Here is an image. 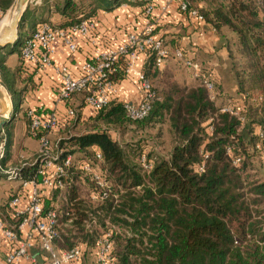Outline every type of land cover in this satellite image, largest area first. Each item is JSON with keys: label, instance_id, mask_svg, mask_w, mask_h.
Wrapping results in <instances>:
<instances>
[{"label": "trees", "instance_id": "obj_1", "mask_svg": "<svg viewBox=\"0 0 264 264\" xmlns=\"http://www.w3.org/2000/svg\"><path fill=\"white\" fill-rule=\"evenodd\" d=\"M211 1L190 0V10L197 11L223 40L230 72L237 83L236 99L243 107L244 124L221 112L222 107L237 100L223 90L202 64L199 79H194L187 68L191 81L177 80L168 72V82L161 92L157 91L153 82L161 76L162 69L157 68L153 55L147 58L143 72L156 92V99L145 119H129L125 103L116 98L86 118L80 112L83 106L73 108L67 102V109L75 110L76 117L63 126L64 134L56 145L58 162L71 157L72 165L63 179V189H59L62 198L58 200L56 194L44 198V212L57 213V249L70 250L79 243L92 247L98 237L93 226H89L96 225L95 219H99L103 228L108 222L124 231L112 233L116 264H264V209L260 208L264 204V181H257L250 169L252 157L258 155L264 174V148L255 149L259 141L257 130L264 134V10L255 0ZM13 3L14 0H0V12L6 14ZM125 3L142 8L146 20L145 9L154 0H44L35 9L49 12L53 7L61 21L53 24L43 18L31 23L24 35L26 15L31 9L28 6L19 22L17 40L0 55V83L11 96L14 111L18 110L24 92L20 88V75L25 68L21 51L38 24L68 29L82 21H94L99 10H114ZM168 47L178 48L169 44ZM13 54L18 63L14 70L6 65L8 55ZM124 78L119 72L112 79L117 82ZM204 80L214 83V101L203 85ZM79 95L84 103L85 94ZM24 115L31 136L26 112ZM212 118L213 131L209 135L204 124ZM166 120L175 141L168 158L154 161L149 172L136 162L137 147L122 145L111 133L112 129L125 130L135 123L142 128ZM4 130L0 137L5 140L6 152L0 159V180H40L37 161L8 169L11 136ZM229 149L232 155L228 154ZM237 158L241 161L235 165ZM204 161L205 169L199 172L197 169ZM84 162L92 167L94 163L100 165V172L112 189L106 199L92 198L100 195L101 188L80 168ZM10 170H15L14 176L7 173ZM18 193L0 205V219L7 226L17 223L3 216L8 218L11 214L8 203ZM85 196L100 206L89 210Z\"/></svg>", "mask_w": 264, "mask_h": 264}, {"label": "built area", "instance_id": "obj_2", "mask_svg": "<svg viewBox=\"0 0 264 264\" xmlns=\"http://www.w3.org/2000/svg\"><path fill=\"white\" fill-rule=\"evenodd\" d=\"M256 4L264 10V0H255ZM168 8L175 5L182 14L201 19L197 11L190 10V0H167ZM154 3L149 4L145 9V25L139 32L130 33L125 42L95 50L91 58L84 62L79 68L78 76H74L68 66L56 67L61 75V86L57 93V99L60 102L67 103L79 94L84 95V104L92 112L97 113L104 109L108 103L116 98V83L113 77L117 73L124 77L130 76L134 64L140 56L149 57L153 55L158 69L165 67L170 58L180 62L185 68L190 70L194 79H199L202 73L201 64L190 57L181 48L170 49L165 41L160 38L156 30V21L152 20ZM150 17V18H149ZM94 28V21H82L68 29H57L48 23L38 24L22 48L21 56L24 63L32 65L38 70L52 66V44L60 39L67 46L69 52L74 54L78 50L75 42L77 36L86 37ZM138 85L141 91V101L138 104L125 102L127 117L134 121L145 119L152 108L156 99V92L150 81L146 78L144 72L138 74ZM203 85L209 92L210 99H216L214 83L204 80ZM242 105L239 100L232 104L222 107V113H228L237 117L242 124L245 119L241 116ZM44 109H31L26 117L29 121V132L32 137L39 142L37 176L40 180L21 181V191L13 197L9 203L11 215L17 223L7 226L0 219V235L6 239L10 245L9 254L5 259V264H20L27 261L30 264H82L84 250L81 247H75L70 250H59L55 247V241L58 238L57 213L52 210L44 212L43 189L49 192L63 189L64 178L68 169L72 165V158L68 157L62 162H58V149L51 140V135L58 131L60 127L65 126L69 120L76 117V111L66 109L63 119L59 117L56 111L44 113ZM213 118L208 120L204 127L207 134L211 135L213 131ZM259 141L255 147L257 150H263L264 134L257 130ZM5 140H0V159L4 156ZM251 151H254L253 148ZM232 155V150H228ZM100 158V155H97ZM207 157V156H206ZM241 159L234 160L238 165ZM141 165L143 169L149 172L152 168V162L142 156ZM264 167V156H263ZM80 168L86 175H90L94 182L101 188L100 195H93V199L104 200L112 191L110 185L104 180L100 171H96L89 163H82ZM205 169V161L198 167L199 172ZM6 173V172H5ZM15 175V170L9 172ZM41 187L43 189H41ZM27 196V203L22 206L23 195ZM93 223L95 221L93 220ZM28 227L27 234H21L23 227ZM38 245L41 259L34 255L32 250ZM97 264H112L113 241L112 233L107 232L97 243Z\"/></svg>", "mask_w": 264, "mask_h": 264}, {"label": "crops", "instance_id": "obj_3", "mask_svg": "<svg viewBox=\"0 0 264 264\" xmlns=\"http://www.w3.org/2000/svg\"><path fill=\"white\" fill-rule=\"evenodd\" d=\"M43 1L40 3L41 5ZM31 9L33 12L31 23L36 24L43 18H48L53 24H58L61 21V17L55 13L53 7L49 12L41 9ZM37 14L42 16L38 21L35 19L37 18ZM153 16L156 21V34L165 41L167 46L169 44L173 48L178 47L184 50L188 56L193 57L210 71V74L219 82L227 94L230 96L237 95V83L230 72L228 52L224 47L220 35L209 24H206L201 19L180 13L175 5H170L168 8L167 0H154ZM144 25L145 19L142 14V8L135 7L129 3L122 4L114 10H99L97 17L94 19V28L90 31L89 35L86 37L77 36L75 38L78 46L76 53L71 54L62 40L58 39L52 44V66L38 70L32 65L24 64L25 68L20 75V88L24 89L20 97L21 104L17 111H14L13 107V114L9 121L10 123L14 117H17L23 121V128L19 136L15 131L7 132L11 136V144L7 150L9 154L7 167L11 158L14 159L13 155H11V147L15 144L16 138H22L20 153L15 167H8V169H15L24 164H34L38 160L39 142L28 135V124L24 119L25 112L27 114L31 109L39 110L42 108L48 111H56L61 120L64 117L67 103L60 102L57 99V93L61 86V75L57 72L56 67L66 65L74 76H78L80 66L91 58L95 50L125 42L130 33L141 31ZM147 58L144 55L140 56L139 60L134 64L130 76L117 81L115 88L117 100L133 104H138L141 101L142 95L138 85V74L139 72H143ZM17 64V55H8L6 65L14 70ZM170 66L171 64L168 61L165 67L171 69ZM191 79L185 77L187 81H191ZM27 82H30L29 86ZM69 103L73 108L83 106L80 110L82 118L95 114L88 107L84 106L81 95L74 96ZM65 127H61L58 131L54 132L51 135V139L53 135ZM9 182L12 183L8 185L10 190L6 192V187L0 188V205L5 203L16 191H21L20 182H18L19 186L14 190L11 189L14 188V182L17 181ZM41 189L43 188L41 187ZM27 193L23 195L22 206L27 203ZM50 193L52 192L43 189V194L47 198H52ZM3 218L9 221L13 220L10 212L8 213L9 219L6 214H4ZM28 231V227L25 226L22 228L21 234H27ZM80 246L85 250V245ZM9 250L10 245L8 241L0 235V264H5ZM39 250L38 245H35L32 252L41 259ZM85 255L86 253H84ZM20 264L30 263L22 261Z\"/></svg>", "mask_w": 264, "mask_h": 264}, {"label": "rangeland", "instance_id": "obj_4", "mask_svg": "<svg viewBox=\"0 0 264 264\" xmlns=\"http://www.w3.org/2000/svg\"><path fill=\"white\" fill-rule=\"evenodd\" d=\"M42 1L43 0H28L27 7L29 6V8H33L34 10H36L35 8H40V6H41L40 3ZM208 1L212 2L211 0H208ZM7 12H6V14L0 12V24H1L2 20L6 17ZM263 13H264V11H263ZM32 14H33L32 9H30V11L26 15V17H27L26 28H24L22 30V33L24 35H27V33H28L29 27H30L31 22H32L31 20L33 18ZM263 16H264V14H263ZM36 17L37 18H35V19L38 21L41 19L42 16H40V14H37ZM3 27H4V25L0 28V30H2ZM19 30L20 29L18 27L17 38L19 36ZM7 46L5 48L0 49V55H1L2 50H6ZM167 63H168V61H167ZM169 63L171 64V66H170L171 69H169L168 67L162 68L161 76L158 77L155 80V82H153V85L157 91L161 92L162 88L168 82V79L166 78V76H168V72H171L172 74H174V76L176 78H178L177 80H180V81L187 76L190 77L189 71L180 62L175 61V60H170ZM0 90L6 91V94L8 95L11 106L13 108L14 106H13V103L11 100V96L9 95L7 90L1 85V83H0ZM232 96L235 99L237 97V95H232ZM74 120H75V118L71 119L69 123L74 122ZM22 128H23V121L18 119L17 117H14L12 119V121L6 125L4 132H9V131L14 132L15 131V133H17L19 136V133H20ZM63 129H61L59 132H57L55 135L52 136L51 140H52L54 145H56V142L59 141L60 137L64 134ZM80 129H81V127L76 129L75 132L79 131ZM2 133L0 134V136L2 135ZM111 133H112V136L114 137V139L118 140L122 145L128 144V145L137 147L136 148L137 150L134 153V157L136 159V162L140 166H141V160H139V158L141 159L142 156H146V158L148 160H150L152 162V164L154 161L157 162L160 158H168L169 153H170L172 146L174 144V141H175V139H174L175 137H174V135L170 129V125L168 124L167 120L164 121L163 123H159V124L152 125V126L149 125V126L142 127V128H139L138 125L135 123V124H132L130 126H127L125 130L112 129ZM21 139L22 138H16L15 144H13L14 147H13V145L11 147V155H13L14 159L11 158V160L8 164V167H15V163H16L18 155L20 153ZM0 140H1V137H0ZM93 167L96 171L101 170V167L98 163H94ZM250 169L251 170L253 169L252 173L254 176H257V181H261V180L264 181L262 159H260V157L258 155L254 156V158L252 157V161L250 163ZM76 170H79V169H76ZM14 183H15L14 188H12L11 190H14L15 188H17L19 186L18 182H14ZM86 183L88 185H91V183H89L88 181ZM10 184H12V183L9 182L5 178H2L0 180V188L6 187V192L8 190H10L8 187V185H10ZM54 194L57 195L58 200H60L63 196V193L60 192V190H57V191L50 193V195L52 197L54 196ZM84 199L86 200L87 208L89 210H94L100 206L99 202L89 200L86 196L84 197ZM260 208L264 209V204ZM93 216H95V215H93ZM95 220H97V224L94 225V224L89 223L90 224L89 227L92 228L91 226H93V230L96 233L95 236L98 237L97 242H95L92 247H88L85 243L77 244V247H81L80 245H85L84 251H85L86 255L84 256L83 264H97V248H98L97 243L101 239V237L104 235V233H107V231L110 233H113V232L124 233V231H122V229H119L117 226H113V225L109 224L108 222L106 223L107 227L103 228L98 224L99 219H95ZM112 264H116V261H114Z\"/></svg>", "mask_w": 264, "mask_h": 264}, {"label": "water", "instance_id": "obj_5", "mask_svg": "<svg viewBox=\"0 0 264 264\" xmlns=\"http://www.w3.org/2000/svg\"><path fill=\"white\" fill-rule=\"evenodd\" d=\"M25 0H14L13 5L11 6L10 10L12 9V16H10L9 24L2 30L1 32V40H0V49L5 48L7 45L14 43V41L17 39V30L19 27V22L22 19V16L24 15L26 8H27V2L25 7L23 8ZM15 33V38L13 40L6 41L7 35L9 32ZM3 108L0 105V134L3 132L6 125L11 120L12 114H13V108L9 114V116L6 119H3ZM247 133V131L245 132Z\"/></svg>", "mask_w": 264, "mask_h": 264}, {"label": "bare ground", "instance_id": "obj_6", "mask_svg": "<svg viewBox=\"0 0 264 264\" xmlns=\"http://www.w3.org/2000/svg\"><path fill=\"white\" fill-rule=\"evenodd\" d=\"M26 2H27V0H25L24 5H23V8L25 7ZM12 13H13L12 12V9L9 10L7 12L6 17L2 20V22L0 24V28L4 25V27L2 28V30L9 24L10 16H12ZM2 30H0V40L2 39L1 38V32H2ZM14 38H15V33L11 31V32L8 33L7 38L5 40L6 41L13 40ZM0 105L2 106L3 111H4L2 118L3 119H6L9 116V114H10V112L12 110V106H11L9 97L6 94V91H4V90L3 91L0 90Z\"/></svg>", "mask_w": 264, "mask_h": 264}]
</instances>
